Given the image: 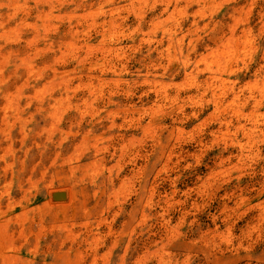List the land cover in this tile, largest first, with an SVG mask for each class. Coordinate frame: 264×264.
Masks as SVG:
<instances>
[{"label": "rangeland", "instance_id": "rangeland-1", "mask_svg": "<svg viewBox=\"0 0 264 264\" xmlns=\"http://www.w3.org/2000/svg\"><path fill=\"white\" fill-rule=\"evenodd\" d=\"M0 264H264V0H0Z\"/></svg>", "mask_w": 264, "mask_h": 264}, {"label": "water", "instance_id": "water-1", "mask_svg": "<svg viewBox=\"0 0 264 264\" xmlns=\"http://www.w3.org/2000/svg\"><path fill=\"white\" fill-rule=\"evenodd\" d=\"M51 195L53 199H63L64 198V193L59 192V191L52 192Z\"/></svg>", "mask_w": 264, "mask_h": 264}, {"label": "bare ground", "instance_id": "bare-ground-1", "mask_svg": "<svg viewBox=\"0 0 264 264\" xmlns=\"http://www.w3.org/2000/svg\"><path fill=\"white\" fill-rule=\"evenodd\" d=\"M59 192H63L64 193V198L63 199H65L66 195H68L65 191H59Z\"/></svg>", "mask_w": 264, "mask_h": 264}]
</instances>
